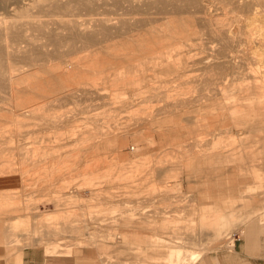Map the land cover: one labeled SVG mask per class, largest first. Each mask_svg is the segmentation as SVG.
I'll use <instances>...</instances> for the list:
<instances>
[{"label": "bare ground", "instance_id": "bare-ground-1", "mask_svg": "<svg viewBox=\"0 0 264 264\" xmlns=\"http://www.w3.org/2000/svg\"><path fill=\"white\" fill-rule=\"evenodd\" d=\"M234 26L236 28L233 31ZM183 42H195L194 57L202 55L205 51L209 52L206 58L201 56L196 62L192 63L194 69L185 70L190 56L180 51ZM203 42H215L216 44L214 47L212 45V48L207 49L206 44L204 45ZM244 44L251 46L252 68L249 77L232 78L227 83H220L216 87H209L210 85H208L207 89L196 90L202 94L199 99H185V96L193 92L190 89L182 90L181 88L185 85H199L201 82L200 84L205 87L202 82L217 81L215 76L218 72L248 70L247 58L242 57L243 59L236 63L232 57V54L241 52L240 47ZM122 50L124 53H121ZM125 59L134 63L135 72L151 71L155 75L151 77L145 74L146 77L140 79V77L131 76L128 72L124 74L125 68H130L125 64ZM179 71L199 72V76L191 81L181 82L174 87L171 85L172 80L167 78L170 77L171 72ZM200 73H203V75L201 76ZM225 73L227 74V72ZM248 74L246 75L248 76ZM161 77L165 79H160ZM189 87L192 88V85ZM231 88L234 89V92H228L227 96L225 92L226 90L231 91ZM221 93H225V96L232 103L240 105L237 108L239 111L230 113L231 116L227 114L230 116V119H228L230 124L225 121L227 123L225 127L229 125V130L226 131L227 136L225 135L223 139H217L215 142L206 144L207 146L203 149L199 148V151L201 150L200 153L203 157L213 159H216L221 153H229L233 159L236 158L237 162L240 163L243 156L240 154L241 152H238V150H241L238 146L240 147L241 143H235L233 129L239 127L242 130L245 128V133L252 140L264 132L261 126L264 122V109H261L263 110L261 111L254 107L255 104L264 101V0H0V103L3 100L10 103L14 113L19 110L18 113L16 112L15 119L17 117L29 119L34 118L35 115L38 117L44 115L45 120L57 125L59 116L63 117L64 113L58 115L54 112H58L59 108L70 104L80 107V112L89 115V117L98 114L99 112L95 111L104 106L110 107L108 105L119 103L121 109H123L120 112L116 110L106 112L102 118L97 120L89 117L80 119L75 122L78 123L77 125L74 123L71 132L69 131L67 134L59 133L58 136L55 134L54 140H44L43 154H51L49 152L59 153V158H62L54 164L56 170L58 169V172L65 174L66 172L62 171L74 169L78 172L79 180L84 181L79 191L74 194L62 193V189H60L53 196L55 201L65 199L70 202L73 201L77 205L84 200L79 194L80 190L82 188L83 190H89L90 182L87 177L93 171L91 164L94 167L98 163L96 157L91 159L92 154H96L100 159V154H103L102 159L106 157L107 160L105 153L107 155V153L115 154L116 152L118 154L115 157H118L121 162L129 159L127 154L137 155L140 147L143 146L138 141L140 139H136L138 132H141V130H137L138 124L143 125L142 130L148 132V139L144 140V145L148 147L155 142L154 135H158V137L159 135L160 137L165 136L162 131L168 130V124L172 118L184 115L183 112L178 115L174 114L176 110H181L192 103L201 105L207 102L206 104H208L214 96ZM176 96H184V98L174 99ZM40 99L43 100V103L38 101ZM37 101L43 107H35L39 104ZM28 104H30L29 107H22ZM56 105L60 106L56 107ZM48 106L50 107L48 108ZM228 116L223 117L224 120ZM252 140L251 146H243L244 150L248 148L246 151L250 158L248 166L250 165V171L252 170L250 193L254 191L256 193L250 195L252 201L249 200L243 206H237L240 209V214L248 213L246 216H250L251 212H254L257 208L258 201H255L253 197L259 194V191L256 190L258 185L264 184V162L262 163L264 161V142L262 141L264 140H261L262 143L259 140ZM28 145L32 146L26 147L27 144H20L17 149L26 150L29 153L42 149L39 138H35ZM66 154L73 157V160H70L71 158L64 160L63 156ZM29 156L31 155L28 154L27 157ZM112 157H114L113 154ZM182 157L184 158V155ZM106 160H100L99 164L101 165V162H106ZM114 160L115 158L112 162H116ZM204 161L209 162L207 159H204ZM147 162L141 161V165L148 166ZM175 162L178 163L179 161ZM135 163L136 161L133 163L134 166L139 165ZM3 164L5 165V163ZM6 165L8 164L6 163ZM54 165L49 167L50 170ZM184 165L186 163H183V161L179 162L174 168L175 173L173 172L174 174L170 177H166L172 173L169 171V174L166 173L164 177L166 167L157 168L155 176L149 174L151 181L155 179V182L158 181L159 184L172 185L170 188L167 187L171 192L159 190V196L169 193L171 194L170 197L175 199L183 197L184 194L179 195L175 193L176 191L174 192V181L172 180L179 176ZM110 166L113 167V163ZM3 167L1 165L0 168ZM126 167H129V165ZM42 168L44 171L45 166ZM236 168L239 171L243 169L238 166ZM88 169L92 171L88 172ZM39 170L42 171L41 167ZM95 170L98 169L95 168ZM43 171L42 175L46 170ZM52 171L49 174L52 175L53 179H56L57 177H53ZM133 171L135 172L134 169ZM38 172L36 174L40 175ZM102 173H105V171ZM129 173L133 172L130 171ZM43 176H46V174ZM43 176L40 178L45 181L44 178L46 177ZM245 180L248 181L249 179ZM14 181L16 184L17 180ZM96 195L97 200H99L100 196ZM146 196L147 194H145ZM85 201H89V198ZM73 205L75 206V204ZM232 205H229L224 211L217 209L212 213L207 209H197L192 206L190 223L181 227L178 225L180 219L176 220L173 232L176 235L172 237V232L169 231L165 240L164 237L158 235L159 238L154 241V243L156 242L155 248L163 247V243H167L168 239L181 240V242L189 239L192 243L197 242L199 234L204 233L206 230L213 237H219L220 234L230 232L236 226V222H233L234 217H242V215H236L233 212V210L239 209L235 207L236 205L233 208ZM89 207H92L89 203L85 209L82 207L81 212L75 216L73 222H70L71 220L68 217H62V220L56 219L58 214H65L64 209L61 212L58 210L57 215L54 216L51 214L42 215L43 223L41 225L43 230L44 228L46 230L43 233L41 232L39 237H36L35 230L32 231L30 234L31 242L35 240L36 243L43 244L46 255H69L76 259L77 264H87L91 258L85 256L84 253L97 252V250L106 251L109 247L104 241L108 237L125 238V235L119 234V236L109 232V230H119L120 228L117 227L108 228L106 231H103L104 229L98 230L100 227H95V229L93 228L94 232L91 231L92 226L89 227L88 224L92 220L89 216L91 215ZM98 209L99 211L96 210L98 211L97 215L106 211L100 207ZM217 212L218 215H216ZM195 217L198 223H196ZM100 221L104 222L105 220L101 219ZM146 221L151 222L147 219ZM171 221L169 219V222ZM169 222L162 219L159 230H168L167 225ZM181 231L185 234L181 235ZM123 244L125 245V243ZM168 244L170 245V243ZM173 247L168 249V254L163 258L162 264H195L205 257L202 250H197L198 247L190 252L187 251L188 249H182V246ZM97 254L102 255L101 253ZM157 259L156 257L154 260ZM104 261L100 257L94 264H105ZM115 264L119 263L116 262Z\"/></svg>", "mask_w": 264, "mask_h": 264}, {"label": "rangeland", "instance_id": "rangeland-1", "mask_svg": "<svg viewBox=\"0 0 264 264\" xmlns=\"http://www.w3.org/2000/svg\"><path fill=\"white\" fill-rule=\"evenodd\" d=\"M235 26L232 28L233 31L236 28ZM203 43H204V45L206 44L207 49L212 48V45L214 47V45L216 44L215 42H203ZM210 43H212V44H210ZM182 45L183 46H182L180 51H182L183 54H188V56H190V58L187 60V64H186L187 66H186L185 70L194 69L195 67L192 66L193 62H196L197 59L200 58L201 56H202V58H206L209 55V52L207 53L205 51L202 55H199L198 57H196V56L194 57V55H195L194 51H196L195 42H183ZM244 45H242L240 47L241 52L232 54V57L234 58L233 60L236 63H239L240 60L243 58H245V59L247 58L246 63L248 64L249 69L245 70L246 72L241 71V70L225 71V72H227V74L225 72H221V73L218 72V73H216L217 76H215V78H217L216 79L217 81H208V82L203 81L202 82L203 85H205V87L200 84L201 82L199 83V85L198 84L197 85L196 84H194V85L190 84V85H192V88L189 87L190 85H185L181 88L182 90L190 89L193 91L191 94L185 96V99L186 100H188V99H190V100L199 99V97L202 94L199 93L198 91H201V89L204 90V88L207 89L208 85H210L209 87H216V85H220V83H227L232 78L242 79L245 77L246 78L249 77L251 75L250 69L252 68L251 67L252 58L250 57L251 56L250 55L251 54V52H250L251 46L249 47L246 44H244ZM252 47H253V45H252ZM122 52L124 53L123 50L121 51V53ZM104 56L107 57L106 55H104ZM125 64L130 68H127V69L125 68V70L123 71L124 74H126L128 72L131 74V76H136L138 78L140 77V79H142V77H146V76L153 77L155 75V73L151 72V71L150 72H135L136 69L133 68L134 63L132 61L125 59ZM151 73H153V74L151 75ZM145 74H146V76H144ZM246 74H248V76ZM200 75L202 76L203 73H200ZM197 76H199V72H191L190 73V72H185V71H179V72H173V73L171 72L170 77L167 79L172 80L171 85L176 87V86H178L179 83L185 82V81L186 82L191 81L192 79H195ZM222 76H223V78H221ZM160 79H165V78L161 77ZM242 84H244V83H242ZM196 90H198V91H196ZM232 91L234 92V89H232L231 91L226 90L225 93L227 94L228 92H232ZM123 92H125V91H123ZM225 93L224 94L221 93L219 95L217 94L216 96H214L212 101L208 102V104H206L207 102L204 104H201V105H198V103H196L197 105L192 103L193 105L192 104L186 105V107H184L183 109L176 110L175 111L176 113H174V114L178 115L179 113L183 112L184 115H178V116L174 117V119L172 118L170 123L168 124V130L166 131V129H165L164 131H162L163 135L167 136V138H165V136L160 137V135H159V137H158V135H156V136L154 135L155 142L148 147L144 145L145 144L144 140L148 139L147 138L148 132L142 130L144 128L143 125L138 124L139 126L137 127V130H141V132H138V137L136 135V139H140L138 141L143 146L140 147L141 150L139 149L137 155H135V156L133 155L134 157L131 156V154H127L129 159H127L125 162L124 161L121 162L118 157L117 158L115 157L116 154H118L116 152H115V154L114 153H110V154L107 153V155L105 153L104 155L107 156V160H106V157H105V159H102L103 154H100L101 159L96 154H92V157L91 156L90 157H91V159L96 157V159H97L96 161L98 163H97V166H94V167L98 170H95V168L93 167V164H91L92 168L89 167L93 170L92 171L91 169H88L89 170L88 172H90V170L92 171V172H90V175L93 174L92 176L88 175V177H87V180L90 182L89 188H88L89 190H83V188L81 189L82 191L80 190L79 194H80V196L83 197L84 200L80 201L79 204H77V205L73 201H72L73 202L72 203L69 200H65V199H63V200L58 199V201L57 200L55 201L53 196L60 189H62L61 190L62 193L63 192L68 193V195L70 193L74 194L75 192L79 191L80 187L84 184V181L79 180L78 172L75 171L74 169L62 171V172H66L65 174H61L60 172H58L57 171L58 169L56 170L54 164L57 163L56 161L59 162L60 159H62V158H59V153L49 152L52 155L51 154H48V155L43 154L44 153L43 147H44V143H45L44 140H47V139H49V141L54 140L55 134L58 136L59 133L60 134L61 133L67 134L69 131L71 132L74 128V125L76 124L75 123L76 121H78L80 119H86L89 117V115L82 114L80 112V107H76L75 104H70V105H64V107L59 108L60 110H58V112L57 111L54 112L58 115L59 114L61 115V113H64L63 117L59 116L57 125H54L52 122L45 120L44 115H41L39 117L35 115L34 118H29V119L28 118L25 119L23 117H19L20 119L17 117L15 119L16 112L18 113L19 110H16L14 113L12 110V105H10V103H8L7 101L3 100V102L0 103V164L2 165L3 163H7L8 165H5V168L4 167L2 169L0 168L1 169L0 172H4V170L5 171L7 170L6 171L7 174H4V175L1 174L0 176H5L6 177L5 180H10L9 184H12V182H15L14 180H17L16 189H10L11 187H10V185H8V183H7V187H8V192L10 193L11 197L14 198L13 200L14 201L16 200L15 202L8 205L10 210L12 208L15 209L14 215L17 219H19L20 217L23 218L24 216L26 217L25 224H24L23 219L20 222V225L18 226V231L20 229V231L22 232L24 229V225H25L26 230L29 229L30 233H31V231L35 230L36 237H39L41 235V232L43 233V231L46 230V228H44V230H43L42 225H41L43 223L42 215L51 214L54 216V215H57L58 210H60V212H61L64 209L65 214L64 215L62 213L58 214L56 216V219L62 220V217H68V219L71 220L70 222H73L75 220V216L81 212L82 207H83V209H85V207L89 203L90 206H92V207L94 206L93 209H92V207H89L90 208V214H91V215H89L91 218L90 217L89 218L92 220H90L88 222V224H89V227L92 226L91 231L94 232L93 228L95 229V227H97V228L100 227V228H98V230L104 229L103 231H106V229L111 228V227L112 228L117 227L118 229L119 228L120 229L116 230V231L115 230L114 231L109 230V232L112 234L114 233V234H118V235L119 234H122V235L125 234L127 237V239L126 238L117 239L116 237H108L104 241V243L109 247V248H107L106 251H98L97 250V252L94 251V252H90V253H84L85 256L87 255L88 257L91 258L90 260L92 263L95 261H98V259H100V257H101L103 260H105L104 261L105 264H113V262H114V264L116 262L119 264H132V263H135V264H144V263L145 264H151V262H153V264H162V262L164 261L163 258H165L166 255L168 254V251H169L168 249L174 248L173 246H184L185 244L183 241L181 242V240H171V239L167 240L166 239L168 242L163 243L164 248L162 247V249L161 248L155 249L158 252L160 251V253L158 255H156V254L155 255L154 254L153 255L152 254H149V255L148 254H136L137 249H135V246L137 247V244H139V245L141 244L139 247L145 248L144 244L151 237H156L157 235L163 234L162 237L166 238L167 237L166 235H168L169 231L172 232L171 233L172 237L175 236L176 233H173V232H174L175 225H176L175 221L178 219H180V223L178 225H180L181 227H183V225H187L190 223V219L192 218V217H190L191 209L193 207L197 208V209H199V208L195 207L194 205H191V203L188 202V200L191 199V197L189 196V194H186V193H189V192H186L189 189L186 187V185L183 186V184L186 181H190V183L191 182L193 183L196 180H198V182H197L198 184H192L191 191H193L195 193H206L209 191H213L216 193V196L213 195V197H211V198L199 199L197 204H200L201 208L207 207L210 204L213 205L215 202H236L237 197H239V199L241 200L248 195L249 196L251 194L253 195L255 192V191L251 192V193L248 191L247 192H238L239 188L240 187L242 188L245 185L244 184L239 185V184L234 182V181H236V179H239V181L242 183L243 182H251L250 178H251V171L252 170L250 171V169H251L250 165L248 166V163H250L249 162L250 158H249L248 153H246L248 148L246 150H244V146L245 145L251 146L252 138L249 139L250 136L245 133V130H246L245 128L242 129L243 131L239 127L237 129L236 128L233 129V134H234L233 136H234L235 143L236 144L241 143L240 147L238 146V148H241V150L243 149V151L238 150V152L239 153L241 152L240 154L243 156L240 163L237 162L236 158L233 159V157L230 156L229 153H221L220 155L217 156L216 159H213V158H209V157L208 158L203 157V155L200 153L201 150L199 151V148L203 149L204 147L207 146L206 144H210L212 142H215L217 139H223L225 135L227 136L226 131L229 128L228 127L229 125L225 127V125H227V123H225V121L228 122V124H230V120H228V119H230L229 117L231 116L230 113H236L235 111H237V112L239 111L237 108H239L240 105L232 103L228 99V97L225 96L226 95ZM244 93H246V92H244ZM241 94H243V93H241ZM227 96H228V94H227ZM125 97H127V96H125ZM178 98L182 99V98H184V96H180V97L176 96L174 99H178ZM38 101L40 103L41 102L43 103V100H41V99ZM38 101H37V103H39ZM40 103L35 105V107H43L42 104H40ZM118 104L119 103L113 104V105H108L110 107L104 106L105 108L103 107V108L99 109L98 111H95V112H99L98 114H95L94 116L91 115L89 118H92L93 120H97V119L102 118L106 112L109 113L112 110H116V111L120 112L123 109H121V104H119V105ZM29 106H30V104L23 105L22 107H29ZM58 106H60V105H58ZM58 106L56 105V107H58ZM49 107L50 106H48V108ZM254 107H256L257 110L264 109V101H261V102L255 104ZM26 110H28V109H26ZM261 111H263V110H261ZM66 112H68V113L66 114ZM227 114L230 116H228ZM4 115H6V116H4ZM1 116H3V117H1ZM227 116H228V118L226 120H224L225 118H223V117H227ZM232 116H234V115H232ZM6 117H8V118H6ZM17 119H19V120H17ZM133 124L135 125V122ZM261 126H262V129L264 130V122L261 124ZM177 128L179 129L178 131H177ZM225 128H226V130H225ZM219 130H221V131H219ZM240 130H241V132H240ZM164 132H166L167 134H165ZM241 133H243V134H241ZM38 134H39V136H38ZM140 134H141V136H140ZM261 134H262V136H261ZM261 134L259 135V137H256L253 140H255V141L259 140L260 143L264 142V141L261 142V140H264V137H263L264 132H262ZM214 135H216L217 137ZM218 135H219V137H218ZM168 136H170V137L168 138ZM35 138H39L41 140L42 149H40L36 152H33V153H31V152L29 153L26 150L17 149L18 145H20V144H24V145L27 144L26 147H31L32 145H28V143H32V141ZM186 143H187V145H186ZM201 145H203V146L201 147ZM263 145H264V143H263ZM197 146H198V148H197ZM196 148H197V152H196ZM184 149H186V150H184ZM192 151L196 152V153H193ZM45 153H48V152H45ZM182 153H185V154H182ZM28 154L31 156L27 157ZM112 154L114 155V157H112ZM180 154H182V156L184 155V158L187 155V157H186L187 159L186 158L184 159L182 156H180ZM40 155H42V156H40ZM108 155H111V156L108 157ZM65 156L67 158H64ZM167 156H168V159H167ZM35 157H36V159H35ZM68 157L69 156H67V154H66L63 156V159L69 160L71 158L70 160H73L72 159L73 157H71V156L69 158ZM181 157H182V160H181ZM113 158H115L114 161H116V162H112ZM204 159L209 160V162L204 161ZM100 160H106V162L105 161L101 162V165H100L99 164ZM177 160L179 162L183 161V163H186V165H184V167L180 170V174L177 177L178 179L176 178L175 180H172V181H174V184H175L173 190H174V192L176 191L175 193H178L179 195L184 194L183 195L184 198L182 197L180 199H178V198L175 199V198L170 197L171 194H169V193H165L164 196H163V194H161L162 196L161 195L159 196L158 195L159 190H166L168 192L169 191L171 192V190H169L167 188L170 185L159 184L158 181L155 182V179H152V181H151V177L149 176V174L152 176H155V170L157 168L166 167L164 170L165 171L164 177L166 176V173L168 175L169 172H172L168 176H166V177H170L175 173L174 168L179 163V162L178 163L175 162ZM37 161H38V163H37ZM135 161L139 165H141V161H148L147 162L148 166H142V165L140 167H139V165L134 166L133 163ZM195 161H196L195 165L197 167L200 165V162H202L203 167H206V168H202L203 171H200L201 173L199 172V170H195V171L192 170V172L188 171L190 168H192L194 166L193 163ZM20 162H22V163H20ZM263 162L264 161H262V163ZM44 163H46V164L43 165ZM51 163H53V164H51ZM102 163H103V167H102ZM112 163H113V167L110 166ZM206 163H209V164H206ZM216 164L221 165V166H217ZM1 165H0V167H1ZM38 165H39V167H38ZM42 165L45 166L44 169L46 170L47 173L44 172L45 170L43 171ZM52 165H54V167H53V168H55L54 171H52L53 168L51 170L49 168L50 166L52 167ZM128 165H129V167H126ZM132 165L134 166V168H132L133 167ZM107 166H110V167H107ZM237 166L241 167V169L242 168L243 169L239 171L236 168ZM40 167H41L42 171L44 172L43 175L46 174V176L42 175V171L40 172V170H39ZM215 168H219L220 170H218V172H217L216 171L217 169H215ZM133 169L135 170V172L133 171ZM208 169H209V171H213V172L211 174H207L206 171H208ZM38 170H39V172H38ZM49 170L53 172L54 178L57 177L56 179L52 178V175L49 174V172H50ZM247 170H248V172L249 171L250 172L248 173ZM56 171H57V173H55ZM96 171H97V173H95ZM103 171H105V173H102ZM128 171L129 172L131 171L133 173H129ZM221 171H223V172H221ZM37 172L40 173V175L36 174ZM58 173H60V174H58ZM112 173H113V175H112ZM10 174L13 176H11ZM14 174H15V176H14ZM34 174H36V175H34ZM56 174L58 176H54ZM240 174H243V175H240ZM6 175H8V176H6ZM49 175H51V176H49ZM128 175H129V177H128ZM19 176L21 177V179ZM36 176L39 178L40 177L42 178V176L46 177V178H44L45 181H43L41 178H40L41 180L38 179ZM244 178L249 179V180L247 181ZM103 179H105V180H103ZM114 181H115V183H114ZM119 182H121V183H119ZM151 182H153V184H151ZM170 183H172V182H170ZM141 184H142V186H141ZM152 185H153L154 191L152 190ZM171 187H172V185H171ZM63 188H65V189H63ZM139 188H141L142 191ZM140 191H141V193H139V194H140V196L142 195L141 197L138 194V192H140ZM0 192H5V191L0 190ZM135 193H137V194H135ZM96 194H98L100 196L99 200H97ZM145 194H147L146 197H145ZM165 195H167V196H165ZM92 196H93V198H92ZM88 198H89V201H85V199H88ZM256 198L258 200V197H256ZM150 200H154V201H150ZM159 200H161V201L159 202ZM162 200H164V201H162ZM73 204H75V206ZM98 206L102 209H105L106 213L102 212L101 214L97 215L96 213L99 211ZM226 208L227 207H224V208H222V207H209L206 209H207V211H211V213H212L213 211H215L217 209L220 211H224ZM96 210H98V211H96ZM91 211L93 214L91 213ZM161 211H164V212H162L163 214L161 213ZM165 211H167V212H165ZM181 211H182V213H181ZM239 213H240V209H239ZM216 215H218V212ZM7 217H13V216H7ZM7 217L6 216H0V222L8 221ZM28 218H30V224H28ZM246 218H247V216L240 218V220L246 219ZM101 219L103 221L104 220L105 221L101 222L100 221ZM146 219L151 221L152 223L147 222ZM162 219H166V220H168V222H169V219L172 221L169 222L170 224L168 223V225H167L169 227L168 230H159L161 232V233H159V231L156 230V228H157L156 225H160L162 222ZM195 219H196V223H198L196 217H195ZM9 220H11V219H9ZM97 223H98V225H97ZM151 224H152V226H151ZM102 225H103V227H101ZM36 227H38V228L40 227V228L38 229ZM182 231H181V235H184L185 232H182ZM228 233H225L224 238H223V243L219 247L218 246H212V247L207 246V248L203 247L202 249L199 248V250H202V251L207 250L209 252V254H214V253L223 251L222 249L227 248L226 247L227 242L233 241V243H234L235 239H237L240 235L238 232H234L231 235ZM25 234H26V232H25ZM18 238L19 237L17 234L16 235V244L17 245H20L23 247H25V245H28L29 247H30V245H32L31 240H30L31 237L26 236L25 240L18 239ZM165 238H164V240H165ZM149 241L155 245L156 242L154 243V241H157V239L156 240H149ZM123 243H125V245ZM168 243H170V245ZM181 243H183V244H181ZM169 246H171V247H169ZM31 247L40 248L43 251V254H45L43 244L40 243L38 245H32ZM215 247H217V248H215ZM134 252L136 255L134 254ZM97 253H101L102 255H98ZM67 256H69V255H67ZM156 257L158 259L154 260ZM151 258H153V259H151ZM70 259L74 260V262H75L74 258H70ZM149 259L151 260V262Z\"/></svg>", "mask_w": 264, "mask_h": 264}, {"label": "crops", "instance_id": "crops-1", "mask_svg": "<svg viewBox=\"0 0 264 264\" xmlns=\"http://www.w3.org/2000/svg\"><path fill=\"white\" fill-rule=\"evenodd\" d=\"M197 161V160H196ZM196 161L193 163V169L190 168L188 171L192 172L195 170H199L203 171L202 168H206L203 167L202 162H200V165L197 167ZM192 163V162H191ZM6 165V163H5ZM4 164H2V167L4 166ZM217 166H221L216 164ZM192 166V165H191ZM217 169L216 171L218 172V170H220L219 168H215ZM1 171V170H0ZM207 174H211L213 171H206ZM220 172V171H219ZM223 172V171H221ZM201 173V172H200ZM0 174H7V172H0ZM206 174V175H207ZM3 177V178H2ZM6 177L4 176H0V190H4L5 192H0V216H13V217H7L8 221H4V222H0V264H77L76 259L73 256H67V255H46L43 254V251L40 248H33L31 247L32 245H38V243L35 242V240L33 242H31L32 245H30V247L28 245H25V247L17 245L16 244V235L18 234V239H26V236H31L29 229L26 230L25 225H24V229H23V233L20 231H18V226L20 225V222L24 221L25 224V219L26 217L24 216L23 218L20 217L19 219H17L14 215L15 213V209L12 208L10 210L9 206L12 202H14V198L11 197L10 193L8 192V187H7V183L8 185H10V189H16L17 185L12 182V184H9L10 180H5ZM198 180H196L195 182H191L190 181H186L184 185H186V187L189 189L186 192V194H189V196L191 197V199L188 200V202L191 203V205H194L195 207L201 208L200 204L198 203V200L201 198H211L213 197V195L216 196V193L213 191H209L206 193H195L193 191H191L192 189V184H198L197 183ZM237 184H246L243 188H239L238 192H250V188L252 186H250V184L252 185V183L248 182H240L239 179H236V181H234ZM170 185V184H169ZM175 186V184H174ZM177 186V185H176ZM248 186V187H246ZM171 186H168V188H170ZM248 188V189H246ZM244 189V190H243ZM256 190L259 191V194L253 197V199L255 201H258L257 204V208L254 210V212H251L250 216H247L246 219H242L240 220V218L246 217V215L248 214L247 212H245L244 214L242 213V217H234L233 222H236V226H234L230 232L228 234H232L234 232H238L240 235L237 239H235L234 243L233 241L227 242L228 245H226V249H222L223 251L214 253V254H209V252L206 251H202V254L205 256L202 260L196 262L195 264H264V184H259L258 188H256ZM256 193V192H255ZM9 194V195H8ZM14 195V194H13ZM239 195V194H238ZM3 197V198H2ZM258 197V200L257 198ZM245 199V200H244ZM248 199V200H247ZM239 200V201H238ZM252 201L251 197L248 195L243 199H239V197H237V203L236 202H215L213 205H208L206 208L209 207H228L229 205L234 208L239 206H243V204L247 202ZM6 201V202H4ZM150 201H154V200H150ZM161 200H159L160 202ZM164 201V200H162ZM244 201V202H243ZM4 202V203H3ZM8 202V203H7ZM11 202V203H10ZM194 202V204H193ZM7 203V204H6ZM10 203V204H9ZM241 203V204H240ZM239 204V205H238ZM151 206V205H150ZM202 208V209H204ZM237 209H239L237 207ZM236 210V209H235ZM234 213H236V215H240L239 210L233 211ZM11 219V220H9ZM156 223V222H155ZM162 223V222H161ZM28 224H30V218H28ZM157 224V223H156ZM159 226L160 225H156V230L159 231ZM154 228V227H153ZM239 228V229H238ZM155 230V229H154ZM239 230V231H237ZM26 232V234H25ZM32 232V231H31ZM159 233H161L159 231ZM125 235V234H124ZM225 233L220 234L219 237H213L212 234H209V231L207 232V230L203 233L201 232L199 234L198 240L195 244V242H191L187 236H185V238L188 239V241H185L184 244L186 243H190V244H186V245H191V247L189 246H182V249L187 250V251H191L194 249L196 250L197 247L199 250V248H207L208 247H212V246H220L223 243V238H224ZM158 236V235H157ZM151 237L149 240H156L157 238H159V236H163V234L159 235L158 237ZM125 238L127 239L126 235ZM165 238V237H164ZM229 239V238H228ZM149 240L146 241V243L144 244V248L139 247L140 245L137 244V247L135 246V249H139L136 251V254H156L158 255L160 253V251L158 252L155 249H162V247H157L155 248L154 244L152 242H150ZM226 243V244H227ZM193 244V245H192ZM152 245V246H151ZM231 245V246H230ZM19 247V248H18ZM164 248V247H163ZM217 248V247H215ZM155 251H154V250ZM70 258H74V260H71ZM87 264H94V262L92 263L90 260H88Z\"/></svg>", "mask_w": 264, "mask_h": 264}]
</instances>
